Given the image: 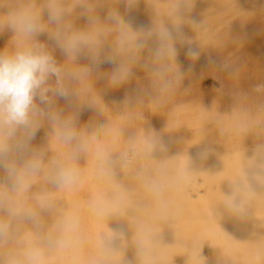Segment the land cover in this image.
Masks as SVG:
<instances>
[{
    "label": "bare ground",
    "instance_id": "1",
    "mask_svg": "<svg viewBox=\"0 0 264 264\" xmlns=\"http://www.w3.org/2000/svg\"><path fill=\"white\" fill-rule=\"evenodd\" d=\"M25 2L0 0V21L10 6ZM33 2L41 11L43 26L33 40L47 46L64 70L65 86L75 96L76 91L88 89L137 98L146 88L163 98L168 79L161 83L157 78L189 62L203 65L201 61L212 55L207 51L233 43L234 36L247 44L264 29L261 0H139L131 11L123 0H62L69 10L65 21L70 30L85 33L79 49L66 53L52 39L56 25L48 19V0ZM111 9L124 19L128 36L123 46L118 43L120 25L108 19ZM89 16L96 22L89 23ZM165 29L172 33L176 52L158 60V37ZM142 30L152 35L145 48L134 53L131 42L143 35ZM18 42L31 41L0 23V50L14 49ZM190 50L199 55L192 58ZM123 70L130 74L114 86L112 77ZM180 76L184 82L183 72ZM54 82L52 77L50 83ZM65 101L55 97L53 107ZM190 117L156 126L163 133H152L142 146L134 136L130 142L120 138L117 143L95 144L88 150L82 143L66 141L52 121L41 119L31 142L43 154L39 170L23 175L16 189L0 169V219H11L14 232L0 249H23L36 241L43 250L38 264H264V131L231 136L215 125L186 136L169 134L170 128L189 122ZM156 121L152 119L153 126ZM112 131L106 128L108 134ZM127 145L135 147L132 159L126 156ZM60 166L75 170L72 182L54 181ZM233 201L241 205L240 211L228 206ZM8 207L31 213L37 222L9 217ZM69 218L73 224L65 237L69 246H57L60 227ZM105 248L112 249L110 255L102 254Z\"/></svg>",
    "mask_w": 264,
    "mask_h": 264
},
{
    "label": "clouds",
    "instance_id": "2",
    "mask_svg": "<svg viewBox=\"0 0 264 264\" xmlns=\"http://www.w3.org/2000/svg\"><path fill=\"white\" fill-rule=\"evenodd\" d=\"M123 2L126 10L131 11L139 0H123ZM9 8L10 11L0 23L24 40L31 41L30 43L18 42L11 50H0V169L4 170L13 188L18 189L21 187L23 175L35 174L39 170L40 157L43 154L36 152L31 147V142L40 129L41 119L46 117L53 123H61L64 128L63 138L66 141L70 142L73 139V132L70 128L72 118L65 119L61 112L53 110L55 97L65 100L70 98L69 89L64 83V70L57 64L46 45L33 40L43 31L41 11L33 0L16 3ZM46 8L49 22L56 25L52 39L66 53L77 51L84 40L85 33L70 30L71 26L65 21L69 10L62 0H48ZM88 19L89 23L96 22L93 16H89ZM108 19L120 25L118 43L123 46L128 36L123 17L119 11L111 9ZM130 26L128 23V27ZM177 32L179 35V29ZM151 35L152 33L147 30L143 31V35L137 36L131 42L133 52L139 53L144 49ZM158 38L160 46L155 51L156 59L174 56L176 50L172 43V33L166 29L162 30ZM189 55L196 58L199 53L190 50ZM106 59L112 62V57ZM129 74V70H123L118 76L112 77L111 83L114 86L119 85L127 79ZM52 77H55L54 84L50 83ZM37 100L39 103L36 102ZM21 164L22 168L19 166ZM75 176L74 169L60 166L54 181L57 184L68 183L72 182ZM228 206L235 211H240L241 208V205L235 201ZM6 211L11 218L23 216L33 223L37 222L35 216L21 209L8 207ZM72 229L71 219H66L60 227L62 235L55 240V244L68 247L69 242L65 237ZM13 235L11 219H0V244L11 241ZM111 252V248H105L102 254L108 256ZM42 255L43 250L36 241H33L23 249L19 247L0 249V264H38Z\"/></svg>",
    "mask_w": 264,
    "mask_h": 264
},
{
    "label": "rangeland",
    "instance_id": "3",
    "mask_svg": "<svg viewBox=\"0 0 264 264\" xmlns=\"http://www.w3.org/2000/svg\"><path fill=\"white\" fill-rule=\"evenodd\" d=\"M260 3L261 7L264 8V0H261ZM260 15H264V10L261 11ZM262 18L264 19V16H262ZM233 39H235L233 41L234 44L232 42L227 44L226 40H224L226 42L224 43L226 44L225 46L222 44V47L220 46L221 48H217L215 51H207V53L210 52V55L212 54L213 57H211V55L204 60L205 62L201 61L203 65H201L200 62H189L187 65L185 64L186 66H178L174 71H171L170 74L165 75L164 78H157L161 83L168 79L165 81L168 83L165 85L167 89L166 93H161L163 98L159 97V93L152 94L147 92L146 88L141 89L142 91L138 93L137 98L131 95H125L121 92L107 94L87 89L76 91V96L75 92L70 93L71 99H67L68 101L66 100L59 108L53 107V110L59 112L64 111V115L62 112L61 114L65 119L72 118L70 128L73 132L74 140L72 139L70 142L73 144L82 143L87 150L90 147L92 148L93 145L95 146V144L104 146L105 143H117L120 138L122 141L130 142L133 140L134 136L138 137L140 146H142L143 143L145 144L149 141V137H151L152 133L154 136L163 133V130L156 128V126L160 125L162 127L166 124H173L178 120L181 121L182 117V120L185 121V119L187 120V117L189 118L190 116L189 122L181 123V125L180 122L177 123L178 128L177 126L170 128L168 131L169 134L177 133L178 135L179 133L181 136H186L197 132L204 126L215 127V125H218L223 129V132L225 131V133L231 136L247 135L248 131L253 130L254 132H258V130L263 132L264 29L262 33L253 35L247 44L241 39L239 40L237 36H234ZM236 39L239 41L235 43ZM252 45L255 47L253 48ZM230 48V53H227ZM218 51L219 53H216L214 57L215 52ZM216 57L219 58V63ZM195 65L197 67H195ZM211 66H213V68ZM179 68H182V70ZM181 71L183 72L184 82H182L183 78L180 76L182 75ZM258 87L259 90H257ZM152 95L155 96L153 97ZM72 99L74 100L71 101ZM176 99L177 101H175ZM173 100L175 102H173ZM107 102L109 103L107 104ZM41 107L46 106L41 105ZM88 110L90 111L89 113L87 112ZM66 111H68V113ZM106 111L109 112L107 113ZM85 114L87 116H85ZM82 115L84 120L82 119ZM92 115H95V117ZM176 115H180L178 119ZM87 118H90L91 121ZM44 119L47 118L45 117ZM152 119L153 121L154 119L157 120L154 126L152 125ZM190 122L193 123L191 124ZM52 126L61 132L64 131L62 124H59V122H52ZM107 127L113 129L111 134L106 132ZM190 128L194 131H189L188 129ZM85 142L90 145H86ZM126 148H128V150H126V156L128 159H132L134 157L135 147L127 145Z\"/></svg>",
    "mask_w": 264,
    "mask_h": 264
}]
</instances>
